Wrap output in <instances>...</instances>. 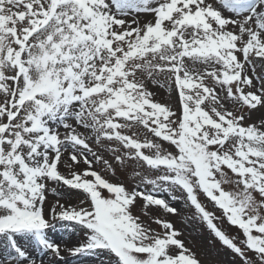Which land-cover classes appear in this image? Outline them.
<instances>
[{"label": "snow or ice", "instance_id": "1", "mask_svg": "<svg viewBox=\"0 0 264 264\" xmlns=\"http://www.w3.org/2000/svg\"><path fill=\"white\" fill-rule=\"evenodd\" d=\"M258 106L264 0H0V264H58L64 251L98 264H200L171 221L149 215L178 214L176 200L240 264H264V120L245 123ZM104 141L115 164L142 169L131 190L93 168L115 175L91 146ZM61 187L82 192L80 206L62 203ZM201 194L241 230L239 244ZM63 222L82 230L77 246L49 237Z\"/></svg>", "mask_w": 264, "mask_h": 264}, {"label": "rangeland", "instance_id": "2", "mask_svg": "<svg viewBox=\"0 0 264 264\" xmlns=\"http://www.w3.org/2000/svg\"><path fill=\"white\" fill-rule=\"evenodd\" d=\"M215 3V0H212ZM219 7V5H217ZM223 11V9H222ZM224 14L231 15L227 11H224ZM133 16H137L139 20L143 23L152 19L151 14L148 13H132L127 19H132ZM135 26V25H133ZM150 90H152L156 95L155 99L161 103L170 104L173 107H178L177 96L174 92L170 93L168 88H158L153 87L149 84ZM226 106L231 108L232 104L225 102ZM243 111L249 113V110L244 107ZM261 120H264V107L258 106L257 109L251 110L250 118H246L245 123H257ZM141 139L144 138L145 134L151 137L150 133H147L146 129H138ZM158 139V138H156ZM104 147L100 148L95 144H92V148L97 152L98 155L103 156L105 159H108L110 163H113V167L116 168L115 175H112L107 169L104 168L102 163H94L93 168L104 175L107 179L112 182H119L124 184L129 190H131L136 183L138 182L137 177L134 176L135 171H142L134 161H127L125 167H121L115 164L112 161L110 152L108 151V142L104 141ZM164 147H168L167 143H164ZM171 150V149H169ZM91 158V157H89ZM78 170H83L87 165L82 162L77 166ZM61 172H66L67 170L63 165L60 166ZM224 187L230 189L231 185H224ZM58 191L61 193L60 200L65 205L80 206L79 202L84 199V194L78 190H70L66 187L58 188ZM107 195V193H105ZM165 199H170L167 194H161ZM177 196L180 193H176ZM48 204L54 203L56 197H54L51 192L48 195ZM199 199L202 204L205 205L206 209L213 213L215 217L219 218L215 223L220 227L229 237H236L235 241L237 244L243 239L242 232L238 227L231 226L225 217L222 215V210L218 209L208 198L203 194L199 196ZM173 207L177 208L178 214H165L162 210L151 207L148 209L150 216H159L171 221L174 224V227L181 232L180 239L184 241L186 247L190 248L194 252L197 258L200 260V264H240L238 257L234 255L229 249L222 245V243L214 237V235L207 229L206 225L198 220L195 216L194 208L186 206L183 200L170 201ZM46 204V209L48 207ZM142 201L137 200L136 207L133 209L135 215L141 216V219L145 222L149 221V216H144L141 209ZM152 228L159 231L158 226L154 223L151 224ZM72 229V230H69ZM49 237L55 240L57 243L61 244L64 240H67L69 243L77 246L83 239V232L78 225L70 222L57 223L55 229L49 230ZM33 247H35L33 245ZM39 250V249H38ZM35 255V254H34ZM37 255H40L38 252ZM249 256H252L253 253L248 252ZM63 259L66 258V255L62 253ZM44 261L47 263L49 260L48 256H43ZM63 261V260H62ZM60 262V261H59ZM74 264H98L96 257L91 255L77 256L73 262Z\"/></svg>", "mask_w": 264, "mask_h": 264}, {"label": "bare ground", "instance_id": "3", "mask_svg": "<svg viewBox=\"0 0 264 264\" xmlns=\"http://www.w3.org/2000/svg\"><path fill=\"white\" fill-rule=\"evenodd\" d=\"M50 199L51 198H49L48 201H50ZM61 246L65 248H72L75 245L69 243L67 240H64V242L61 243ZM38 252H39L38 248L33 247V253L37 255ZM63 253L66 255V258L63 259V261L58 262V264H74L73 262L77 258V256H72L68 251H64ZM45 264L47 263L45 262Z\"/></svg>", "mask_w": 264, "mask_h": 264}]
</instances>
